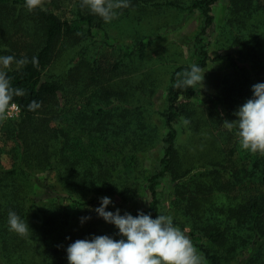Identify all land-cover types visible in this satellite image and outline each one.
Masks as SVG:
<instances>
[{
	"label": "trees",
	"instance_id": "16d2710c",
	"mask_svg": "<svg viewBox=\"0 0 264 264\" xmlns=\"http://www.w3.org/2000/svg\"><path fill=\"white\" fill-rule=\"evenodd\" d=\"M69 1L73 15L64 19L42 5L28 11L24 0H0V56L14 57L7 75L12 86L24 92L11 102L19 106V117L3 122L0 116V132L16 142L20 154L13 168L7 169L0 161V264H68L66 247L77 235L78 239L92 233L120 238L114 225L94 211L100 197L108 196L114 202L107 210L119 208L121 214L127 211L134 216L139 210L135 203L146 198L148 208L142 211L155 218L167 215L169 208L161 195L167 183L171 197H175L174 206L181 204L174 223L191 238L206 264H225L231 258L237 259V264H264V154L244 150L235 129L226 128L217 135L210 134L209 147L217 145L219 139L232 140L229 156L242 157V163L224 166L225 151L219 150L210 160L212 167L203 163L200 173L190 175V161L179 150L178 126L191 125L198 130L207 124L199 117L200 109L187 102L199 93L200 86H175L190 65H179L171 74L166 105L160 113L164 119L161 131L144 113L145 105L126 106L122 82L113 84L121 75L123 60L105 66L97 55L88 58L90 42L85 41L93 39L96 31L107 39V23L84 7L82 0ZM163 1L184 8L179 0ZM217 2L193 0L187 7L203 17L194 40L193 63L202 69L211 60L213 6ZM148 4L162 3L130 0L129 7ZM222 33H229L237 47L218 56L232 66L220 94L214 97L225 108L224 122L235 120L234 112L252 96L251 86L264 82V0H230ZM110 45L125 50L126 57L144 49L141 42L134 48ZM67 49L73 55L65 73L47 77L49 67ZM85 94L90 100L65 117L66 104ZM32 101L40 103L35 111L28 107ZM116 102L119 109L114 107ZM65 122L70 129L60 125ZM72 129L88 130L91 139L102 140L103 149L95 151L93 141L89 150L79 147ZM154 145L161 151L152 173L144 177L141 159ZM39 172L56 179L44 181L41 194L33 178ZM49 200L58 202L51 204ZM59 200L70 201L77 212L68 211ZM10 210L27 221L28 235L8 230ZM79 214L91 219L78 223Z\"/></svg>",
	"mask_w": 264,
	"mask_h": 264
},
{
	"label": "rangeland",
	"instance_id": "374dc122",
	"mask_svg": "<svg viewBox=\"0 0 264 264\" xmlns=\"http://www.w3.org/2000/svg\"><path fill=\"white\" fill-rule=\"evenodd\" d=\"M161 5L155 4L142 5L139 7H128L120 10L118 18L114 19L111 23H107L108 37L105 39V35L96 31L93 39L85 41L90 44L88 58H93L97 55L103 65L108 66L110 63H114L116 60H123L121 64V75L116 78L113 84L122 82V87L125 93H127L126 106L131 108L134 104H143L144 113L147 116H151L152 120L158 124L161 131L164 130V119L160 113L164 110L166 105V93L171 85V74L174 69L179 65H192L195 61L194 55V40L197 33L200 32L203 25V17L198 12H190L187 7L193 0H179L181 6L184 8L173 7L165 4L163 0H157ZM72 1L62 0L59 4H55L51 0H42V6L53 10L58 13L62 18L70 19L73 15ZM230 0H218L213 6V13L215 15V30L212 36V45L210 47L211 60L206 68L204 74V80L199 93L190 101H187L190 107L200 109L199 117H203L206 121V125L198 130H195L191 125L186 127L178 126L179 136V150L180 154L185 159L190 161L191 172L190 175L198 174L200 166L208 164V167L212 162L214 154L218 155L219 150L225 151V165H234L242 163V157L230 158L229 150L232 145V140L227 142L218 140L217 145L212 144L209 147L210 134L216 133V135L226 129L223 119L225 117V108L215 102V96L220 94L223 87L224 78L231 74L232 66L228 60L221 59L218 56L220 54H226L228 51H234L237 47L230 40L229 33H222V25L227 14ZM142 43L141 49L134 54L133 57H126L125 50L112 49L110 44H118L120 46L134 48L136 45ZM72 50L67 49L58 58L57 62L49 67L46 74L47 77L57 76L64 74L66 68L72 57ZM130 93V95H129ZM89 94H85L73 99L72 103L66 104V115L72 111L76 112L80 110L85 103L90 100ZM117 102L114 107L117 106ZM112 105V103L110 104ZM118 108V107H116ZM119 109V108H118ZM191 109V108H190ZM72 110V111H71ZM121 110V109H120ZM123 110V107H122ZM73 114V113H72ZM71 116V115H70ZM19 117H8L3 114L5 121L11 119H17ZM61 126L67 128V123H60ZM74 134L76 145L79 147L88 149L93 141V144H97L93 149L99 151L103 149L102 140H93L89 131H76L71 130ZM70 131V132H71ZM215 136L211 135V138ZM216 151L214 152V147ZM0 146L2 153L0 155V161L7 169L13 168L17 160H19V149L16 142L3 132H0ZM18 149V150H17ZM89 150V149H88ZM81 152H83L80 149ZM161 148L158 145L151 146L147 152L142 156V168L145 170V176L152 173L154 168V162L158 158ZM93 153V152H89ZM211 156V157H210ZM202 158L203 160H200ZM218 162L220 159L214 158ZM233 160V161H232ZM18 162V161H17ZM199 166V167H198ZM203 169H207L204 168ZM222 172V169H220ZM225 174V172H222ZM38 185L40 194L43 192V184L46 180H53L56 182L54 176L49 177L45 172H39L33 175ZM264 191V190H263ZM247 195L252 193L249 191ZM260 191H257L259 193ZM165 205L168 206L167 215L176 216V210L180 209L181 204L177 202L174 206L173 202L175 197H171V187L169 183L164 185L163 192H161ZM49 202H58L51 201ZM68 211L76 213L70 201L61 202ZM46 204L45 202L43 203ZM148 201L146 198L140 199L135 203V208L139 210L147 209ZM78 214V213H77ZM83 214L77 215V222L80 223V218ZM189 230V227L187 228ZM95 234V233H92ZM187 235V234H186ZM80 235H77L73 240H77ZM188 236V235H187ZM189 237V236H188ZM190 238V237H189ZM191 240V238H190ZM192 241V240H191ZM74 242V241H73ZM68 241L64 243V246ZM210 247H215L213 243L208 244ZM67 248V247H66ZM218 250V249H216ZM66 260L67 254L65 253ZM68 262V260H67ZM237 259L225 261V264H237ZM224 264V263H223Z\"/></svg>",
	"mask_w": 264,
	"mask_h": 264
},
{
	"label": "clouds",
	"instance_id": "9594fccd",
	"mask_svg": "<svg viewBox=\"0 0 264 264\" xmlns=\"http://www.w3.org/2000/svg\"><path fill=\"white\" fill-rule=\"evenodd\" d=\"M42 5V0H24L28 11ZM82 5L101 18L104 23H111L118 18L120 10L130 6V0H82ZM14 62L13 56H0V116L6 113L13 97L24 94L20 88H14L7 75V69ZM199 65L192 64L178 80L176 87H202L204 74ZM252 96L234 112L235 120H225L228 130L235 129L240 146L249 152L264 154V82L251 86ZM29 110L40 107L38 101H32ZM99 206L94 209L98 217L106 223L114 225L118 230L113 236L90 234L77 239L66 248L68 264H206L205 257L186 233L174 223L171 215L151 213L137 210L134 216L119 208L107 210L114 202L108 196L99 198ZM91 219L81 217L80 222ZM8 230L20 236L29 233L27 221L15 211H9Z\"/></svg>",
	"mask_w": 264,
	"mask_h": 264
},
{
	"label": "built area",
	"instance_id": "2783aa9c",
	"mask_svg": "<svg viewBox=\"0 0 264 264\" xmlns=\"http://www.w3.org/2000/svg\"><path fill=\"white\" fill-rule=\"evenodd\" d=\"M6 115L8 117H15L20 115V108L16 103H13L9 106L8 110L6 111Z\"/></svg>",
	"mask_w": 264,
	"mask_h": 264
}]
</instances>
